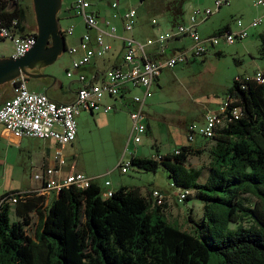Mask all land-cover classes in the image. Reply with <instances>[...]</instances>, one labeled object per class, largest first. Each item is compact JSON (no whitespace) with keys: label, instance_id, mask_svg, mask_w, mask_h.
<instances>
[{"label":"trees","instance_id":"trees-1","mask_svg":"<svg viewBox=\"0 0 264 264\" xmlns=\"http://www.w3.org/2000/svg\"><path fill=\"white\" fill-rule=\"evenodd\" d=\"M172 9L173 23L180 22L182 1ZM28 11L24 0H0L5 25L16 18L20 30L30 32ZM226 93L225 109H213L220 121L212 135L190 139L194 123L187 122V143L158 156L133 153L129 160L146 170L164 166L173 187L189 189L184 200L195 194L204 201L201 220L190 212V227L171 221L169 196L158 203L154 188L121 184L106 196L95 177L87 186L62 187L48 201L36 189H15L0 196V264H264V81L239 76ZM198 134L203 138L194 145ZM205 151V166L190 163ZM32 212L39 216L33 234Z\"/></svg>","mask_w":264,"mask_h":264},{"label":"rangeland","instance_id":"rangeland-1","mask_svg":"<svg viewBox=\"0 0 264 264\" xmlns=\"http://www.w3.org/2000/svg\"><path fill=\"white\" fill-rule=\"evenodd\" d=\"M24 1L29 5L28 28L36 31L33 0ZM74 1L63 0L59 12L63 28L71 24L75 27L73 34L66 35L67 46L77 43L79 36L87 28L83 17L72 8ZM114 1H118L120 7L137 8L139 14L134 33L141 40L154 36L157 30V32L164 31L168 25L174 27L175 15L172 5L175 0H90V9L101 15H108L113 10ZM179 1H182L183 11L177 17L178 20L188 17L197 6L214 7V0ZM257 1L229 0L211 14L207 24L204 23L205 21L200 22L199 25H202L198 30L203 34L204 30L214 31L215 26L228 20L234 24L238 18H242L248 25L253 19L263 17V21L257 26L248 27L249 34L243 39L229 43L221 38L220 42L215 47L211 46L206 54L191 56L189 60L182 61L175 67H166L162 70L159 82L157 80L152 85L154 94L148 99L145 107L146 120L150 128L140 142L135 143L134 140L129 139L132 119L125 104L119 102L116 109L112 108L109 111L103 110V106L94 111L81 106L76 115L77 136L68 146L70 154L66 155V159L76 161L84 172L93 174L92 176L103 188L108 187L105 182L109 179L116 187L125 183L138 185L143 189L159 187L165 191L170 190L173 181L164 166L161 165L154 171L131 165L127 171H123L120 161H129L135 151L140 155L158 156L157 151L173 150L180 144L187 143V122L199 125L204 121L208 108L219 109L227 98V89L236 77L254 76L256 71L264 70V43L261 36L264 32V4H257ZM154 17L158 21L156 24L152 22ZM234 28H237L236 24ZM139 31H142L143 35ZM184 41L188 43L189 39ZM216 49L222 51L217 53ZM13 50V41L10 38L0 39V56H10ZM72 58L73 55L67 48L44 69L50 71L54 77L65 80L67 86L70 81L67 68L72 65ZM102 67L104 68L105 65ZM28 78L30 82L35 80V77ZM67 89L69 94L73 90L68 86ZM108 96L113 97L107 93L103 103L111 102H108ZM202 138L203 136L198 134L192 143L195 145ZM154 143L158 144L159 150L157 146H153ZM1 153L5 155L3 150ZM208 160V151H205L199 156L191 157L190 163L205 166ZM29 182L30 170L26 168L23 160L9 162L5 171L0 166V183H5L8 190L28 188ZM179 204L186 215L192 212L195 220L199 221L203 218L204 201L195 194ZM10 214L14 219V209ZM38 224L39 216L35 213L28 226L29 232L33 234Z\"/></svg>","mask_w":264,"mask_h":264},{"label":"built area","instance_id":"built-area-1","mask_svg":"<svg viewBox=\"0 0 264 264\" xmlns=\"http://www.w3.org/2000/svg\"><path fill=\"white\" fill-rule=\"evenodd\" d=\"M16 1V0H14ZM229 0H214V7L197 6L189 15L188 21L178 22L174 27L160 31L145 40H139L130 34L137 23L138 11L134 6L128 7L123 12L119 9V2L112 3V12L101 15L91 10L90 0H75L72 8L80 14L85 22L86 30L79 36L78 42L67 46L73 55L72 65L67 69V75L78 74L82 81L76 95L71 101H58L52 98L46 91L32 90L27 85V76L22 74L15 78L13 94L6 98L0 105V122L18 136H35L40 138H54L58 142L54 157L56 164L46 167L42 172L36 173V177L42 179V190L59 191L70 184L87 186L93 176L82 170H71L66 173L62 166L66 162L63 148L66 144L75 140L77 136V118L81 106L91 109L109 111L115 107L114 103H103L105 95L122 99L130 93L133 105L129 108L132 119L130 140L140 142L147 132L146 104L153 96L152 85L157 81L162 70L166 67H175L178 63L187 60L193 55L207 53L211 46L217 45L221 38L233 43L249 34V26H257L263 21V17L253 19L247 24L242 18L236 21L237 28H228L221 33H213L203 36L198 28V23L206 19L215 10ZM257 4H264V0H258ZM122 22L123 28L129 34H118V23ZM152 22L157 23L154 17ZM74 25L66 28L61 26L65 34L74 33ZM183 35H190L192 41L185 47H179L167 54V44L170 39ZM121 37L124 42V53L119 63L108 66L103 72V78L97 80L86 74L82 69L93 61L95 57H104L112 48V43L107 37ZM0 38H10L13 41L14 50L11 55L17 57L23 55L36 42L37 32L21 31L18 19H13L10 25H5L0 20ZM153 47V49L151 48ZM259 81H264V70L256 71L254 75ZM141 87V91H133V88ZM228 98L219 110H224ZM238 115L239 109H234ZM220 121L218 110L208 108L205 121L199 125L192 124L188 137L193 139L197 133L212 135L214 126ZM123 171L129 169L130 161H120ZM107 184L110 180L106 181ZM174 186V183H173ZM176 199L181 202L187 196L189 189L174 187ZM113 189L104 190V195H111ZM153 195L158 203H164L169 194L160 188L153 189ZM17 198L12 197V201Z\"/></svg>","mask_w":264,"mask_h":264},{"label":"crops","instance_id":"crops-1","mask_svg":"<svg viewBox=\"0 0 264 264\" xmlns=\"http://www.w3.org/2000/svg\"><path fill=\"white\" fill-rule=\"evenodd\" d=\"M220 8H218L215 11H218ZM119 9L120 11L123 12L124 10L127 9V7L125 6L120 7L119 5ZM210 16L211 14L206 19H203L200 22L205 21L204 23L207 24L208 20L210 19L209 18ZM188 19H189V16L186 18L183 17V20H180V22L188 21ZM178 22H175L174 25ZM200 22L197 25L198 29H200V26L202 25V24L199 25ZM227 24L230 25V28L234 29V26L236 23L233 24L231 21L228 20L226 22H223L222 24H218L217 26H215L214 31H211V30L209 31L204 30L203 32L201 31L203 33L202 35L203 36L211 35L217 29ZM171 27L172 26L168 25L166 29L171 28ZM157 31H155L154 35L158 33ZM139 33L143 35L142 31H139ZM118 34L119 35L129 34V32L124 30L123 24L121 21H119L118 23ZM130 34H132L137 39H139L135 35L134 30ZM187 38L189 39L188 43L184 41ZM107 39L112 43V48L109 50V52L104 57H95L91 63H89L82 69L86 74L95 77L97 80H101L103 78L102 72L105 70V67L119 63L122 60L123 53L125 50L124 42L121 37L119 36L118 37H107ZM191 41L192 39L190 35H183L178 38L170 39L167 44V54H169L170 52H172L178 47H185L189 45ZM215 46L216 45H214V47ZM151 48L153 49V47ZM102 65H105V67L103 68ZM70 67L71 66H69L68 68ZM42 70L47 72L44 68ZM48 73L50 74L35 77V80L32 82H30V79L27 78L28 87L32 90L46 91L52 98L58 101L73 100L76 95L77 89L82 84V81L79 79L78 74L75 73L73 76H69L70 81L68 82L67 86L73 89L72 91H70L71 93L69 94L68 93L69 90L67 89V86L65 85L66 83L65 80L54 77V75L50 71ZM13 85H14V81H8L0 85V105L4 102L6 98L10 97L13 94ZM140 89L142 88L135 87L133 88V91H140ZM107 99H108V102L111 101L110 103L115 104L114 109H116L119 106L120 104L119 102H121L122 104H125L126 108H128V111H129V108L133 105V101L130 98V93H128L125 96V98H122V99H117L115 97H109V96L107 97ZM70 143L66 144L63 148L64 154L66 153L65 156L66 155L68 156L70 154L69 147H68ZM57 147H58V142L54 138H51V137L40 138V137L27 136V135L18 136L14 134V132H12L11 130L7 129L5 125L0 122V166H2L5 171V168H7L9 162L14 161V160L16 161L23 160L26 163V168L30 170V182H29L28 188H10L8 190L5 186V183H0V196L13 189L14 190L18 189L22 191L36 189L38 190V193H42V192L45 193V195L47 196V201L51 197L55 196L58 193L55 190L40 189V186L42 185V179L40 177H36V173L42 172L46 167L54 166L56 164L57 161L54 157V153ZM2 150L4 151L5 155L1 153ZM134 153H136V151ZM71 170H82V168L78 167L76 161L74 162L70 161L68 158L66 159V162L62 166V171L66 173ZM92 175L93 174H90V176ZM105 184L108 187L103 188L104 190L117 188L116 186L112 185L111 180L109 184H107L106 182ZM152 188H155V187H146L145 189L142 188V190L143 192H146L148 189H152ZM167 192L169 193L168 206L166 209L167 217L171 221L181 224L183 227L192 226V221H190L189 219L186 220V217H187L186 212L184 211V209L181 208L179 202H177L175 199V193H174L175 188L173 187V185L170 188V190H167ZM34 214L35 213L32 212V215Z\"/></svg>","mask_w":264,"mask_h":264},{"label":"water","instance_id":"water-1","mask_svg":"<svg viewBox=\"0 0 264 264\" xmlns=\"http://www.w3.org/2000/svg\"><path fill=\"white\" fill-rule=\"evenodd\" d=\"M62 5L63 0H33L37 22L36 42L23 55L0 56V85L22 74L27 78L50 74L42 69L67 49L59 16Z\"/></svg>","mask_w":264,"mask_h":264}]
</instances>
